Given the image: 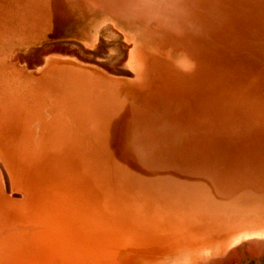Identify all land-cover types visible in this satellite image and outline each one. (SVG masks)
Segmentation results:
<instances>
[{
	"label": "rangeland",
	"instance_id": "rangeland-1",
	"mask_svg": "<svg viewBox=\"0 0 264 264\" xmlns=\"http://www.w3.org/2000/svg\"><path fill=\"white\" fill-rule=\"evenodd\" d=\"M250 224L264 0H0L1 261L96 263Z\"/></svg>",
	"mask_w": 264,
	"mask_h": 264
},
{
	"label": "bare ground",
	"instance_id": "bare-ground-1",
	"mask_svg": "<svg viewBox=\"0 0 264 264\" xmlns=\"http://www.w3.org/2000/svg\"><path fill=\"white\" fill-rule=\"evenodd\" d=\"M107 25L109 26V24H107ZM104 27H106L105 29H108L107 26L104 25ZM111 31H112V29L110 30V32ZM107 33H109V31ZM107 33L105 34L106 36H107ZM111 34H114V32ZM117 35H119V34H117ZM115 37H117V36L115 35ZM117 38L121 42V39H119L121 37H117ZM111 40H113V39H111ZM103 42H104V39H103ZM108 42L112 43V42H110V40H108ZM101 43H102V41L99 42V44H101ZM104 43H103V45H104ZM123 44H122L123 46L126 45L125 43H123ZM98 47H97V49H98ZM111 47H112V44H111ZM117 47H114L115 49H113V51L122 49V47L120 49H118ZM125 47H127V46H125ZM99 48H101V47H99ZM103 48H104V46H103ZM104 49H107V46ZM123 49H124V51L126 50L125 48H123ZM64 51H65V49H64ZM115 52H118V51H115ZM123 52L121 51V53H123ZM68 53H69V50H68ZM100 53H102V52H100ZM121 53H119L118 57L121 56L120 55ZM69 55H72V54H69ZM107 55L108 54H106V56ZM113 55H116V54H113ZM113 55H111V56H113ZM125 55H126V51H125ZM88 56L89 55H87V57ZM103 56L106 57L105 55H103ZM87 57H85L86 58L85 60H87ZM91 57L92 56H90V58ZM97 57H99V56H97ZM100 57H102V56H100ZM94 58L95 59L92 61L97 60L96 57H94ZM111 59L113 60V58H111ZM98 61L100 62V60H98ZM104 62H105L104 64H106V61H104ZM100 63H103V62H100ZM107 63H109V62H107ZM110 64H108V65L110 67H112V69H114L113 66H111L112 64L111 65ZM104 67H106V66L104 65ZM110 71L111 70L109 69V72ZM126 71L129 72L128 70H126ZM120 72L118 74H120ZM113 73H114V71H113ZM231 227H232V225H231ZM197 233H199V232H197ZM213 235L215 236V234H212V237H204L202 235H196V234H183L182 238H178V240L171 242V243L170 242H163V245H158V246L157 245L144 246V244H141V246L143 245L142 249L138 250L139 249L138 248L137 250L128 251V252H130V254H128V253L122 254V252H120V253L113 252L108 257H106L100 261H97L96 263L87 261L84 264H247L245 262H247L248 260L252 261V259H253L254 262H257V260L259 261V259L264 258V224H250V225H240V226L238 225L237 227H234V228L232 227V229L227 230V232L219 234L218 236L214 237ZM148 242L149 241H147L146 243H148ZM146 245H148V244H146ZM132 248H134V247L132 246ZM0 264H9V263L4 261V260L1 261V259H0Z\"/></svg>",
	"mask_w": 264,
	"mask_h": 264
}]
</instances>
